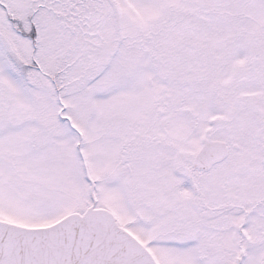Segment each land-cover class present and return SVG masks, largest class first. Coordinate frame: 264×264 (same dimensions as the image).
Wrapping results in <instances>:
<instances>
[{"label": "snow or ice", "instance_id": "snow-or-ice-1", "mask_svg": "<svg viewBox=\"0 0 264 264\" xmlns=\"http://www.w3.org/2000/svg\"><path fill=\"white\" fill-rule=\"evenodd\" d=\"M0 264H264V0H0Z\"/></svg>", "mask_w": 264, "mask_h": 264}]
</instances>
